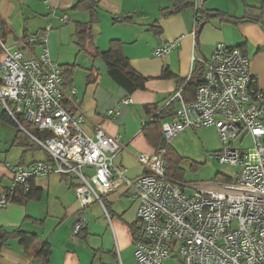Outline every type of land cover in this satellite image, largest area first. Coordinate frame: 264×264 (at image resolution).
<instances>
[{"label":"built area","instance_id":"obj_1","mask_svg":"<svg viewBox=\"0 0 264 264\" xmlns=\"http://www.w3.org/2000/svg\"><path fill=\"white\" fill-rule=\"evenodd\" d=\"M200 2L192 0V35L201 20ZM30 41L43 39L34 35L23 43ZM177 44L178 39L167 42L153 55L163 57ZM0 51V105L46 154L28 164H5L10 180L0 184V209L10 202L8 193L15 186L54 174L76 181L72 187L81 208L98 202L109 223L103 195L120 190L136 201L142 239L133 241L135 264H165L172 257L180 264H264V89L255 87L243 49L216 44L201 60L202 83L194 99L186 102L178 89L171 99L178 101L175 115L161 125L166 142L186 128H216L221 149L209 156L239 169L228 181L201 186L180 184L167 173L164 147L137 153L142 172L127 176L113 162L124 144L98 126L92 134L85 132V115L68 108L77 90L66 91L61 67L45 47L26 56L0 39ZM129 101L125 97L120 103ZM118 113L116 105L106 118L115 120ZM247 137L250 148L234 146ZM186 187L192 192H184ZM84 225L83 219L75 222L73 235Z\"/></svg>","mask_w":264,"mask_h":264},{"label":"crops","instance_id":"obj_2","mask_svg":"<svg viewBox=\"0 0 264 264\" xmlns=\"http://www.w3.org/2000/svg\"><path fill=\"white\" fill-rule=\"evenodd\" d=\"M75 1L0 0V35L9 50L22 49L26 56H31L39 54L45 47L51 60L59 65L75 64L71 81L65 87L66 91L77 90L68 108L72 113L82 112L85 115L83 129L86 133L92 134L98 126L106 134L118 136L124 148L113 162L123 167L129 177H136L142 172L136 154H151L154 151V146L143 134V125L153 117L154 110L162 109L170 101L177 107L178 101L171 100L179 89L177 87L189 78L196 67L202 66L201 60L211 55L216 44L243 49L249 59L250 71L256 76L257 88L264 89V15L257 22H223L217 11L235 18L245 14L239 16L241 14L216 0H200L202 17L192 35L191 9L161 15V9L172 7L173 0H96L97 21L92 25V46L104 51L110 40L121 41L131 67L147 78L144 89L125 96L106 68L99 70L94 67L96 59L90 54L92 47L78 52L74 41L75 23L86 22L88 13L69 10ZM64 15L68 18L66 23L61 20ZM122 17L129 19L114 20ZM153 22L160 27L158 35L149 27ZM34 35L40 36L43 41L23 43ZM176 39L177 46L165 56L153 55L155 49ZM75 47L76 55L71 61L68 51L72 53ZM1 56L0 51V59ZM163 68L174 76L162 77ZM77 70L81 73L75 76ZM105 74L111 81L104 78ZM125 97L130 98L129 103L121 104L120 100ZM116 105L119 106L116 119H107L106 111ZM2 114L3 108L0 122L14 129L8 136L9 146L0 156V184L7 185L10 176L5 164H28L44 160L46 154L40 148L43 153L32 149L25 151L24 146L14 144L17 135L23 142L32 140L7 114ZM75 183L54 174L36 176L32 185L39 191L38 198L24 204L9 202L0 209V226L7 230L20 228L38 236V242L28 253L17 239L10 240L0 249V264H43L33 254L34 248L42 242H48L50 246L49 264H135L130 226L137 223L136 201L120 190L103 195L109 223L98 202L81 208L72 187ZM80 219L85 221V225L77 235H73L74 223Z\"/></svg>","mask_w":264,"mask_h":264},{"label":"trees","instance_id":"obj_3","mask_svg":"<svg viewBox=\"0 0 264 264\" xmlns=\"http://www.w3.org/2000/svg\"><path fill=\"white\" fill-rule=\"evenodd\" d=\"M174 4L170 8L161 9V15H170L180 12L184 9L192 7V0H173ZM97 7L96 0H76L68 9L78 10L88 13V20L86 22H76L74 30V41L78 48V52L88 51L89 47H92L90 52L92 58L100 59L106 68L107 73L111 79L117 83V85L124 91V95L128 96L136 90L145 88L147 78L136 72L130 65L128 58L123 52V44L117 39L109 41L108 48L104 51L99 50L97 47L92 46L91 40L93 38L92 25L96 23L97 16L95 9ZM261 9L260 12H257ZM250 8L249 13L241 18H235L226 12L217 11V16L223 22L241 23L249 21H259L262 15H264V5L262 8L254 7L253 11ZM129 17L114 18L115 21H126ZM150 29L155 34L160 33V27L156 22L149 25ZM2 39V34L0 35ZM63 77V86L66 87L71 81V76L75 68V64H63L60 65ZM89 76V75H88ZM87 76V78H88ZM162 77L174 76L168 69L163 68ZM203 66H198L192 71L189 78L183 80L177 87L181 90V96L186 102H190L194 99V94L197 87L202 83ZM90 81V79H88ZM178 81H181L179 79ZM255 87L256 84H255ZM69 107V106H68ZM147 108V106H146ZM155 109V107H154ZM72 111V110H70ZM6 114L3 110V114ZM153 117L143 125L142 130L145 138L154 146V150L164 147L165 148V160L167 163V173L179 180V172L176 166L172 165V150L169 142H166L162 137L161 125L163 120L173 118L175 115V107L173 101H170L166 106L160 110H154ZM11 120V119H10ZM14 144L24 146V150H39V147L32 141L21 140L19 135L13 142ZM26 147V148H25ZM24 151V152H25ZM33 179V178H32ZM32 179L28 180L25 184L17 185L9 191V201L19 204H24L30 199L38 198L39 191L32 185ZM220 181H228L229 177H220ZM134 225L130 226L131 235L133 241L141 240V229L138 221ZM17 239L25 252H29L35 243L38 242V236L35 233L25 232L20 228L7 230L0 226V249L7 244L10 240ZM33 254L36 258L40 259L43 264H49L50 246L48 242H42L39 246L34 248Z\"/></svg>","mask_w":264,"mask_h":264},{"label":"rangeland","instance_id":"obj_4","mask_svg":"<svg viewBox=\"0 0 264 264\" xmlns=\"http://www.w3.org/2000/svg\"><path fill=\"white\" fill-rule=\"evenodd\" d=\"M216 2L241 14L239 16H243L246 12L249 13L250 8L252 9L251 11H253L255 5H257L258 8H262L264 5V0H216ZM189 9L192 10V8ZM260 11L261 9L257 12ZM74 49L75 50L72 51V53L68 51V56L71 54V61H73L76 55V47ZM79 73H81L80 70H77L75 72V76H78ZM104 78L111 81L106 74ZM0 113H2L1 105ZM165 120H163V122ZM12 131H14L12 127L10 128V126L7 124L0 122V156H3V150L9 146L7 145V141L9 140L8 136L12 133ZM169 144L172 150L171 164L174 165V167L176 166V169L179 172V177L177 178L181 184L189 186H201L209 183H215L222 180L219 179L220 177H234V173H236L239 169L238 166L231 167L227 164H221L216 158L209 156L210 153L221 149V141L214 126H206L200 129L186 128L174 135L169 140ZM234 146L250 148L252 143L250 138L247 137L242 141V143L236 141ZM39 151L43 153L42 150ZM184 192L191 193L192 188H185ZM165 264L180 263L176 257H172L167 259Z\"/></svg>","mask_w":264,"mask_h":264},{"label":"water","instance_id":"obj_5","mask_svg":"<svg viewBox=\"0 0 264 264\" xmlns=\"http://www.w3.org/2000/svg\"><path fill=\"white\" fill-rule=\"evenodd\" d=\"M211 15L214 16V13H212ZM200 16L202 17L201 13ZM94 67L99 70H105V65L100 59H96L94 61Z\"/></svg>","mask_w":264,"mask_h":264}]
</instances>
